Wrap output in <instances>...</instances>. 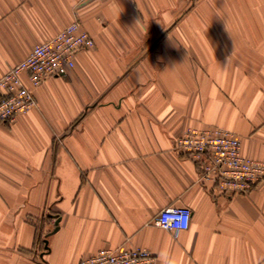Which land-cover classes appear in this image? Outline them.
Returning <instances> with one entry per match:
<instances>
[{
	"label": "crops",
	"instance_id": "crops-1",
	"mask_svg": "<svg viewBox=\"0 0 264 264\" xmlns=\"http://www.w3.org/2000/svg\"><path fill=\"white\" fill-rule=\"evenodd\" d=\"M74 19L94 46L0 122V264H78L103 247L264 264V179L222 194L174 148L220 126L264 159V0H0V77ZM169 206L191 210L177 234L154 223Z\"/></svg>",
	"mask_w": 264,
	"mask_h": 264
},
{
	"label": "built area",
	"instance_id": "built-area-1",
	"mask_svg": "<svg viewBox=\"0 0 264 264\" xmlns=\"http://www.w3.org/2000/svg\"><path fill=\"white\" fill-rule=\"evenodd\" d=\"M94 44V38L77 19L48 40L36 43L25 58L0 77V122L11 121L34 107L32 88L47 77L66 75L77 54ZM23 73L31 87L25 85ZM174 148L195 161L200 181L210 182L222 194H248L264 179V159L245 156L240 138L229 129L189 127L175 140ZM190 216L187 206H169L159 211L154 223L177 234L188 227ZM78 264H156V257L144 247H103L82 257Z\"/></svg>",
	"mask_w": 264,
	"mask_h": 264
},
{
	"label": "water",
	"instance_id": "water-1",
	"mask_svg": "<svg viewBox=\"0 0 264 264\" xmlns=\"http://www.w3.org/2000/svg\"><path fill=\"white\" fill-rule=\"evenodd\" d=\"M57 222H58V220L55 223H57ZM46 247H47V245H46Z\"/></svg>",
	"mask_w": 264,
	"mask_h": 264
},
{
	"label": "rangeland",
	"instance_id": "rangeland-1",
	"mask_svg": "<svg viewBox=\"0 0 264 264\" xmlns=\"http://www.w3.org/2000/svg\"><path fill=\"white\" fill-rule=\"evenodd\" d=\"M193 1H195V0H193ZM61 30V29H60ZM55 35V34H54Z\"/></svg>",
	"mask_w": 264,
	"mask_h": 264
}]
</instances>
